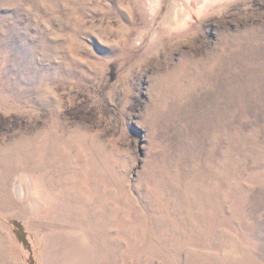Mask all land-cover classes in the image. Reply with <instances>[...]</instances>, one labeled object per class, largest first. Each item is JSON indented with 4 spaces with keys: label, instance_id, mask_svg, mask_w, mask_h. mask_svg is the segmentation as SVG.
Returning <instances> with one entry per match:
<instances>
[{
    "label": "rangeland",
    "instance_id": "1",
    "mask_svg": "<svg viewBox=\"0 0 264 264\" xmlns=\"http://www.w3.org/2000/svg\"><path fill=\"white\" fill-rule=\"evenodd\" d=\"M30 258L264 264V0H0V264Z\"/></svg>",
    "mask_w": 264,
    "mask_h": 264
},
{
    "label": "trees",
    "instance_id": "2",
    "mask_svg": "<svg viewBox=\"0 0 264 264\" xmlns=\"http://www.w3.org/2000/svg\"><path fill=\"white\" fill-rule=\"evenodd\" d=\"M12 223H13L15 229H16L18 239H19L24 245H26V246L29 247L28 240H27V238H26V236H25V233H24V230H23L21 224H20L19 222H16V221H14V222H12ZM28 264H33V260H32L31 258L29 259Z\"/></svg>",
    "mask_w": 264,
    "mask_h": 264
}]
</instances>
